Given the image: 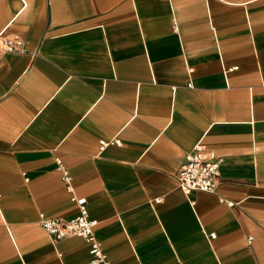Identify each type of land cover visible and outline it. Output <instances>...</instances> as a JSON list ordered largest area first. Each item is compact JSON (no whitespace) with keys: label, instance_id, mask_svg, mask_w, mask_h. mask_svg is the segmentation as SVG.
<instances>
[{"label":"crops","instance_id":"obj_1","mask_svg":"<svg viewBox=\"0 0 264 264\" xmlns=\"http://www.w3.org/2000/svg\"><path fill=\"white\" fill-rule=\"evenodd\" d=\"M4 37L0 264H88L38 224L72 197L108 264H264V0H0ZM197 143L219 177L184 195Z\"/></svg>","mask_w":264,"mask_h":264},{"label":"built area","instance_id":"obj_2","mask_svg":"<svg viewBox=\"0 0 264 264\" xmlns=\"http://www.w3.org/2000/svg\"><path fill=\"white\" fill-rule=\"evenodd\" d=\"M25 50L24 43L16 37L0 39V51L4 53H22ZM113 143L119 144L118 141ZM104 146L106 144L102 143L99 150ZM55 163L66 191L71 192L70 177L58 159L55 160ZM219 163L220 159L207 151L200 143H197L190 152L185 154L184 161L175 175L178 189L184 195H188L192 191L213 193L219 177ZM71 200L77 207V215L74 218L69 220L46 219L40 215L38 221L40 228L53 241L73 236L80 237L88 245L90 256L88 264H108L105 255L101 253L98 243L92 235L94 222L88 219L84 199L72 197ZM220 201L224 202L223 200ZM226 204L231 206V203Z\"/></svg>","mask_w":264,"mask_h":264}]
</instances>
